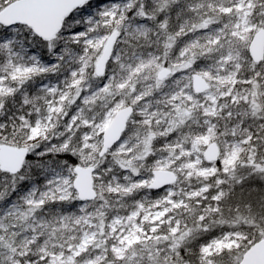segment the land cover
<instances>
[{
	"label": "rangeland",
	"instance_id": "1",
	"mask_svg": "<svg viewBox=\"0 0 264 264\" xmlns=\"http://www.w3.org/2000/svg\"><path fill=\"white\" fill-rule=\"evenodd\" d=\"M258 1L197 2L187 11L195 13L211 5L208 11L213 18L209 14L191 18L186 12L176 16L191 22L188 25L180 22L178 27L181 26L179 36L188 38V46L172 55L168 48L177 40L165 36L167 49L163 55L151 53L145 60L131 56L128 49L129 37H140L149 30L144 20L150 16L142 9L143 5L137 12L132 11L136 0H92L70 15L69 23L63 24L51 42L42 40L44 44L40 46L33 40L32 31L25 32L19 26L1 32V46L8 59L0 76V95L16 93L17 98L9 99V106L17 101L15 109L22 108L28 113L27 116L21 113L20 120L29 130L24 144L31 159H25L19 173L27 172L43 155L46 163L41 187L32 183L23 193L29 212L10 202L0 211V223L9 218L8 229L15 230L29 220L24 234L32 239L48 232L50 222L44 216H33L42 201L49 198L68 201L77 195L73 189L74 165L57 155L69 148L78 149L75 152L81 161L78 165L94 167V188L98 195L106 192L118 196V201L130 197L141 200L126 215L117 213L106 219L102 212L101 215L90 212L78 216L75 224L81 229L80 243L70 245L65 253L46 252L44 264H92L95 260L80 263L76 256L96 241L98 234H105V230L119 258L137 243L157 251L165 242L163 239L182 230L175 217L176 209L187 207L189 202L208 201L214 205L219 195L213 200L209 198L211 189L207 180L218 172L233 170L252 138L250 122L264 125V59L255 64L245 55L253 36L264 30V14L259 23L251 19ZM114 31L118 32V39L98 86L91 79L97 77L95 67ZM163 34L158 35L159 39ZM201 40L206 50L198 54L193 48ZM69 42L76 47L67 46ZM115 68L119 71L117 77L113 73ZM164 68L168 75L159 80ZM242 69L249 70L248 77H243ZM193 74H200L210 89L195 94ZM137 77L139 83L133 85L132 80ZM118 80L116 89L111 88ZM127 86L130 88L125 100L121 94L112 92ZM28 87L35 93L31 98L25 94ZM127 103L134 111L124 135L100 157L103 132ZM213 143L220 150L216 163L207 162L204 157ZM154 170L172 171L178 181L164 190L153 191L148 186ZM87 205L81 202L78 208L84 211ZM95 219L100 221V231L95 229ZM0 228L5 231L3 224ZM15 232L9 234V248L20 257L25 254L26 244H14ZM4 237L0 235V241ZM241 237L237 229L220 232L203 246V259L209 261L214 254L236 248ZM50 248L57 245L51 244Z\"/></svg>",
	"mask_w": 264,
	"mask_h": 264
},
{
	"label": "trees",
	"instance_id": "2",
	"mask_svg": "<svg viewBox=\"0 0 264 264\" xmlns=\"http://www.w3.org/2000/svg\"><path fill=\"white\" fill-rule=\"evenodd\" d=\"M13 1L16 0H0V11ZM199 1L205 0H136V7L132 11L137 12L143 5L142 9L150 16L149 20H144L149 30L140 37H129L128 49H130L131 56L138 55L145 60L147 55L151 53L163 55L164 50L167 49V45L164 44L165 36L177 40L172 48H168L172 55H175L179 48L188 46V38L179 36L178 30L181 26L179 29L178 27L180 22H187L186 25L191 22L184 20L183 16L182 19L176 18V16L185 12L191 18L200 17L202 14L208 15V10L212 9L211 5H205L195 13L187 11L189 7H194ZM214 14L217 15L215 12ZM263 14L264 0H259L251 15L252 21L259 23V18ZM167 15L169 16L167 17ZM218 15L223 16L224 14L218 13ZM222 16L219 17L220 23H223ZM208 17L213 18L211 14ZM68 23L69 17L64 24L67 25ZM19 28L25 32L31 31L25 26H19ZM6 31L7 28L0 26V36L1 32ZM160 33H165L161 39L158 37ZM33 40L39 46L44 44L36 36H33ZM1 41L2 39L0 38V76L8 59L6 50L2 49ZM202 42L203 40L196 43L193 48L198 54L206 50L204 48L205 45L202 47ZM67 46L76 47V44L69 42ZM245 55L248 61L251 62L249 53L246 52ZM242 71L243 77H248L249 70L242 69ZM113 73H116V77L119 75V71L116 68ZM91 80L96 81L98 86L101 85L99 82L100 78L95 77ZM122 81L121 79L120 83ZM134 83H139L138 77L132 80L133 85ZM118 84L119 80L110 86L116 89ZM129 88L130 86H127L112 92L115 95L121 94L125 100ZM24 91L25 88L20 92L21 99ZM25 94L31 98L35 93L34 90L28 87ZM12 98H17V94L0 95V145L26 149L24 143L28 137L29 130L20 120V114L26 115L28 113L22 108L20 110L15 109L17 101L13 102L12 106H9V99ZM30 104L32 103H29V107H31ZM248 128L252 131V138L245 144L246 150L235 164L233 170L223 174L218 172L215 177L209 178L206 182L211 189L209 198L213 200L215 195H219L214 205H210L208 201H203L199 204L189 202L187 207L176 209L175 217L181 222L182 230L177 235H170L168 239H163L162 241L165 242L159 246V250L156 251L154 248L150 249L149 246L137 243L132 245L123 257L119 258L111 248L112 242L107 238V231L105 230V234H98V232V239L76 256V259L80 263L95 260L92 264H239L248 248L264 236V171H261L264 168V125L255 121L250 122V127L248 126ZM67 150L64 151L65 153L61 151L57 155L71 165L80 164V159L75 156V152L78 149L73 148L70 151L69 148ZM43 156L37 159L35 166L21 174L6 170L0 163V211L5 204L12 202L19 209L29 212L23 200V193L32 183L38 188L41 187V178L44 173L43 166L46 163L43 160L45 158ZM26 158L28 160L31 159L28 155ZM118 198L115 194L104 192L98 195L95 201L88 203L89 205L84 211L78 208L81 202L78 201L76 196H72L71 200L68 201H56L54 198L53 200L52 198L45 199L33 216H44V220L50 222V225L48 226V232L39 235L35 239H32L29 234H24L25 226L29 224V220L23 221V225L14 230L8 229L9 218L8 220L3 219L0 225H4L5 231L0 228V235L3 234L5 237L0 241V264H12L13 262L18 264H44L46 252L65 253L67 247L70 245L76 246L80 243L81 229L78 224H75L78 216L90 212L93 214L99 212V215L102 212L106 215V219L117 213L126 215L141 200L130 197L118 201ZM93 222L96 223L95 229L100 231V221L95 219ZM20 227L22 228L20 229ZM233 229H237L242 236L239 239V245L236 248L214 254L209 261L204 260L202 254L203 246L220 232ZM17 230L19 233L15 232ZM12 231L16 234L14 237L16 246L26 244L23 252L25 254L20 257L17 256V251H12L9 248V234ZM163 233L165 234V232ZM51 244H56L57 248H50Z\"/></svg>",
	"mask_w": 264,
	"mask_h": 264
},
{
	"label": "water",
	"instance_id": "3",
	"mask_svg": "<svg viewBox=\"0 0 264 264\" xmlns=\"http://www.w3.org/2000/svg\"><path fill=\"white\" fill-rule=\"evenodd\" d=\"M91 0H16L5 6L0 11V26L11 28L18 25L27 26L39 38L52 41L62 29L65 19L76 9ZM118 38V32L114 31L107 40L106 46L96 65V75L103 76L106 65L110 59L114 45ZM249 53L252 60L259 63L264 58V30L258 31L251 40ZM168 72L163 69L158 78L167 76ZM193 90L196 94H202L209 90V83L200 75H193ZM133 113V107L121 108L112 119L103 133V144L100 156H103L113 148L122 138L127 121ZM25 150L12 147L0 146V161L4 168L17 172L24 161ZM207 162L219 160V148L213 143L205 151ZM75 179L73 188L81 202H91L96 199L97 192L94 189V168L77 165L74 168ZM153 181L150 189L162 190L177 181L174 172L168 170H154ZM239 264H264V237L252 244L243 254Z\"/></svg>",
	"mask_w": 264,
	"mask_h": 264
}]
</instances>
